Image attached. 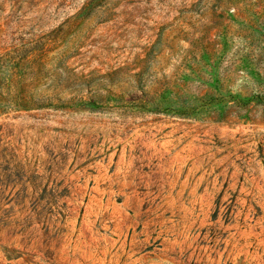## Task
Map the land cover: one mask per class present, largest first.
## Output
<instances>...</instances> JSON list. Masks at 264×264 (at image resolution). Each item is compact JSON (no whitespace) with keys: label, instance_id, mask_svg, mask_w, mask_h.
Here are the masks:
<instances>
[{"label":"rangeland","instance_id":"rangeland-1","mask_svg":"<svg viewBox=\"0 0 264 264\" xmlns=\"http://www.w3.org/2000/svg\"><path fill=\"white\" fill-rule=\"evenodd\" d=\"M0 264H264V0H0Z\"/></svg>","mask_w":264,"mask_h":264}]
</instances>
